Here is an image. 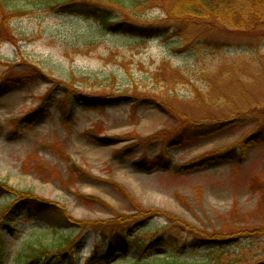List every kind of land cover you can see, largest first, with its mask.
<instances>
[{"label":"rangeland","instance_id":"obj_1","mask_svg":"<svg viewBox=\"0 0 264 264\" xmlns=\"http://www.w3.org/2000/svg\"><path fill=\"white\" fill-rule=\"evenodd\" d=\"M11 2L0 4V184L64 206L83 226L55 234L24 205L10 215L16 192H5L2 264L71 233L75 261L85 264L100 234L93 228L143 209L176 216L188 229L178 232L184 243L190 234L239 237L242 258L264 262V31L139 37L53 12L46 0ZM145 16L164 18L153 9ZM78 91L122 100L88 108ZM230 153L238 154L221 159ZM160 154L170 165L135 163ZM119 258L107 264H127Z\"/></svg>","mask_w":264,"mask_h":264},{"label":"trees","instance_id":"obj_2","mask_svg":"<svg viewBox=\"0 0 264 264\" xmlns=\"http://www.w3.org/2000/svg\"><path fill=\"white\" fill-rule=\"evenodd\" d=\"M46 2L53 12L95 18L103 28L111 32L128 33L139 37L167 35L171 28L172 33L178 36L181 32L196 27L222 31L245 30L255 35L264 31V0H46ZM11 3V0H0V4L6 5L8 10L11 9ZM152 9L160 10L164 18L156 21L145 19L146 13ZM78 92V99L88 108L118 104L122 100L113 95L96 96L88 92ZM44 108L45 103L40 105L35 113L43 112ZM28 117L26 116L24 120ZM256 134H253L252 140L258 138L255 137ZM234 154L238 153L226 154L221 159H228L230 156L233 158ZM135 163L149 170L157 166H168L170 160L167 155L160 154L156 160L139 159ZM183 165L188 167L191 164ZM5 192H8L7 188L0 184V197L4 196ZM10 192H16L12 195L14 203L5 211L10 215L15 213L19 205H24L30 215L45 219L55 234H62L64 230L73 233L83 226L64 206L30 191L10 190L8 193ZM156 217L164 218L167 225L156 223L144 225ZM107 223L109 222L93 228L99 230L100 234L85 264H107L115 262L114 260L119 257L118 260L127 264H253L250 259L242 258L239 237L225 239L223 236L190 234L191 246L187 245L189 243H184L183 236L178 232L188 229L176 216L160 209H143L139 214L120 221L118 225ZM136 225L144 227L136 231ZM167 231L170 232L172 243L165 246L167 251L160 255L158 250L161 242L164 243ZM145 232L149 236L145 237L143 235ZM71 234L63 235V240L58 241L55 246L43 243L39 246L30 244L19 254L17 264H33L39 261L47 264L52 256L54 264H61L63 261L67 264H81L76 263V255L72 253V243L77 240H73ZM202 248H205L206 252L199 254L197 251ZM190 249L194 253V257L191 258L188 257L190 254H187ZM2 257L3 249L0 246V264L3 263ZM257 263L264 264L263 261Z\"/></svg>","mask_w":264,"mask_h":264}]
</instances>
